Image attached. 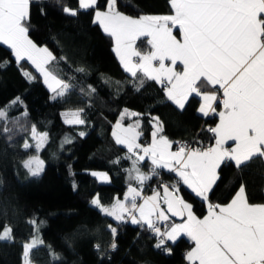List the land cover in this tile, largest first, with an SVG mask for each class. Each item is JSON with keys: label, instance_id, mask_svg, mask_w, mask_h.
I'll return each mask as SVG.
<instances>
[{"label": "trees", "instance_id": "1", "mask_svg": "<svg viewBox=\"0 0 264 264\" xmlns=\"http://www.w3.org/2000/svg\"><path fill=\"white\" fill-rule=\"evenodd\" d=\"M65 6L79 9L78 0H32L25 22L29 39L56 58L46 68L71 85L64 96L51 91L26 60L18 64L0 46V111L6 113L0 118V229L10 226L13 236L10 241H0V264H22L23 244L34 237L43 243L30 253L33 264H187L185 254L192 247L187 237L173 244L166 242L170 252L158 249L157 237L147 226L116 222L91 201L99 198L101 204L110 207L137 181V173L129 172L136 156L112 136L118 120L125 126L139 123L136 129L141 144L149 142L155 117L163 125L160 135L173 142L175 149L184 143L206 150V143H215L208 131L217 121L215 112L207 117L199 115L200 99L196 95L190 96L184 109L177 108L153 80H146L136 90L133 82L139 84V80L125 75L112 51L111 37L93 23L94 13L105 11L107 0H97L94 8L78 10L76 16L65 13ZM117 10L133 18L172 13L169 0H117ZM136 49L143 54L150 45L140 39ZM24 72L32 78L25 77ZM218 105L219 101L213 102L215 109ZM125 110L127 114L121 119ZM77 111L84 123L73 122ZM33 126L47 134L40 151L31 140ZM25 142L31 147L26 149ZM36 154L44 167L33 177L22 162ZM137 166L139 172L150 175L148 162H138ZM92 170L106 172L109 183H99L89 173ZM156 172L147 179L141 194L150 186H157L155 192H160L162 185L177 184L180 196L193 206L198 218L207 214L209 203H229L241 184L246 187L249 203H264L261 158L240 169L224 162L206 202L177 183L172 174ZM109 226L117 230L114 250ZM52 252L58 260L52 258Z\"/></svg>", "mask_w": 264, "mask_h": 264}, {"label": "snow or ice", "instance_id": "2", "mask_svg": "<svg viewBox=\"0 0 264 264\" xmlns=\"http://www.w3.org/2000/svg\"><path fill=\"white\" fill-rule=\"evenodd\" d=\"M78 3L79 9L65 6L63 11L76 16L78 10L94 8L97 0H78ZM169 3L171 15L133 18L117 10V0H107L106 10H97L93 23H98L113 39V51L124 70L139 80V84L133 82L137 91L146 80H154L162 86L167 100L179 109H184L185 102L195 94L202 99L198 110L205 116L209 111H216L214 101L222 103L224 110L219 112V123L208 129L214 134L215 146L205 150L183 144L177 151H169L171 143L168 139L162 135L157 139L163 125L155 117L153 141L148 147L141 149L136 143L140 135L135 131L138 122L123 128L118 120L112 135L117 144H125L128 153L136 156L129 172L137 173L135 178L140 184L151 175H157L156 169L167 168L175 172L179 181L197 197L208 201L209 192L218 178L216 170L222 162L232 161L240 169L257 158L264 161V0H169ZM29 4L30 0H0V43L11 49L18 64L25 58L30 61L44 75L45 83H49L51 77L56 87L53 88L51 83L49 87L57 96H64L71 85L57 79L45 67L56 58L47 48H38L28 38L25 22L29 17ZM174 28L179 29V38L173 34ZM139 37L149 38L147 43L151 47L147 53L142 54L133 47ZM132 57H139L138 62H133ZM166 60L172 66H166ZM153 61L158 62V67ZM179 65L182 70H175L173 66ZM140 72L143 77L138 76ZM23 75L32 78L28 72ZM209 86L213 89L218 86L223 98L216 91L202 90ZM125 114L127 110L121 114V119ZM73 115L77 117L73 122L84 123L79 119V111ZM5 116L6 113L0 111V118ZM32 131L34 139L39 137L36 143L39 151L47 134H38L35 126ZM227 141H233L234 146L223 147ZM24 147L27 149L31 145L25 142ZM136 149H141L143 155ZM146 157L151 159L150 175L140 173L137 166ZM22 163L30 176H39L43 170V161L38 156ZM92 175L108 180L103 173ZM162 187L167 212L186 217L181 224H173L164 231L158 222L167 221L169 217L161 208L158 192L144 198L136 188L129 187L125 201L131 207L120 200L106 207L99 198H93L91 204L117 221L123 220L127 213L133 224L147 225V230L157 237L155 247L167 252L171 249L166 246V241L174 242L180 234L187 235L195 243L185 257L189 264H264V203H249L245 185L241 184L229 203H209L203 219L198 218L193 206L179 195L177 184ZM137 197L144 202L138 205ZM109 227L113 236L110 247L114 250L117 230ZM12 239V228L4 225L0 229V241ZM42 243L34 237L23 244L22 264H31V251ZM95 247L100 250L99 244ZM51 255L54 260L59 259L54 252Z\"/></svg>", "mask_w": 264, "mask_h": 264}, {"label": "crops", "instance_id": "3", "mask_svg": "<svg viewBox=\"0 0 264 264\" xmlns=\"http://www.w3.org/2000/svg\"><path fill=\"white\" fill-rule=\"evenodd\" d=\"M32 0H30V2H31ZM107 8V7H106ZM171 14H173V12L171 13ZM171 14H166V15H171ZM153 16H157V15H153ZM160 16H163V15H160ZM94 17H95V13H94ZM139 18V17H138ZM96 24H98V23H96ZM99 25V24H98ZM100 26V25H99ZM173 34L174 35H176L177 36V38H179V29L178 28H174L173 29ZM29 38V37H28ZM112 39V38H111ZM140 39H146L147 41H148V37H139L137 40H136V42H135V44L133 45V47L136 49V43L138 42V40H140ZM32 41V40H31ZM34 43V42H33ZM112 43H113V45H112V51H113V48H114V46H115V44H114V41H113V39H112ZM35 44V43H34ZM36 45V44H35ZM0 46H1V48H2V50H3V52L5 53V54H7V55H9V54H11L12 56H13V54H12V52H11V49L10 48H8V46L7 45H4L3 43H0ZM38 47V46H37ZM151 47V46H150ZM38 48H43V47H38ZM137 50V49H136ZM138 51V50H137ZM50 52V51H49ZM113 53H114V56H115V58H116V60H117V62L120 64V66H121V68H122V70H123V72L125 73V75H127L128 77H132L131 76V74L129 73V72H126L125 70H124V67L121 65V63H120V59L117 57V55H116V53L113 51ZM147 53V52H146ZM24 60H26L31 66H32V68L42 77V79L44 80V83H45V77H44V75H42L41 74V72L39 71V70H37L36 69V67L30 62V61H28L26 58L24 59ZM132 60H133V62H138V60H139V57H132ZM165 64H166V66H172L171 65V62L170 61H168V60H166L165 61ZM153 65L154 66H157L158 67V62L157 61H153ZM45 67H47V65L45 66ZM174 68H175V70H177V71H180V70H182V65H179V66H173ZM141 74H143L142 72H140ZM154 81V80H153ZM156 82V81H155ZM49 83H51L52 84V87L53 88H55L56 87V85L52 82V80H51V77H49ZM49 83H45L46 84V86L52 91V89L49 87ZM165 83H166V81H165ZM158 84V83H157ZM159 86H161L160 84H158ZM210 88H212L211 86H209ZM213 89V88H212ZM217 89H219V87L218 86H216V88L214 89V90H217ZM203 91H207V92H212L213 90H203ZM193 95H195V94H193ZM193 95H191V96H193ZM198 97V96H197ZM190 98V97H189ZM199 99H200V104L202 103V99L200 98V97H198ZM223 98V92H222V96H221V99ZM186 103H187V101L185 102V105H186ZM177 107V106H176ZM199 107H200V105H199ZM178 108V107H177ZM199 109V108H198ZM224 109H223V105H222V103H220V101H219V105H218V107H217V109H216V111H215V113H214V116L216 117V123H215V126L219 123V112H221V111H223ZM198 113H199V115H201L202 117H207V116H205L203 113H201V112H199V110H198ZM210 114H212V112L211 111H209V115ZM115 125V124H114ZM122 125V124H121ZM214 126V127H215ZM122 127L123 128H128L129 126H125V125H122ZM113 130H114V128H112V133H113ZM155 130V129H154ZM135 131L136 132H138V130L137 129H135ZM139 133V132H138ZM153 133V132H152ZM113 136V135H112ZM159 136H160V133L158 134V136H157V139L159 138ZM114 138V137H113ZM140 138H141V135H139L137 138H136V143H138L140 146H141V149L142 148H144V147H148V146H150L151 144H152V141H153V136H152V134H151V136H150V139H149V142L148 143H146V144H141L140 143ZM114 140H115V138H114ZM170 143H171V147H170V149H169V151H172V152H175V151H177V149H175L174 148V144H173V142H171L170 140H168ZM115 142H116V140H115ZM118 145H120V146H122V147H124V148H126L127 149V146L125 145V144H118ZM215 146V143L212 145V147H214ZM234 146V142L233 141H227L226 143H225V145L223 146V147H225V148H231V147H233ZM141 149H136V152L139 154V155H143V152L141 151ZM148 162V165L152 168V164H151V159L149 158V157H146L145 158V160L144 161H139L140 163L141 162ZM224 162H227V161H224ZM224 162H222L221 164H220V166L224 163ZM233 165H235L234 164V162H232V161H230ZM220 168V167H219ZM219 168L216 170L217 171V177H218V170H219ZM156 170H158V171H162V172H165V173H167V174H172L173 175V177H174V179H175V181L176 182H178L179 181V177H177L176 176V174H175V172H172V171H169L167 168H159V169H156ZM140 173H143V174H145V175H147L146 173H145V171H142V172H140ZM218 179V178H217ZM146 181L147 180H145L144 182H143V184H140L138 181H136L135 183H133L132 185H130L129 187H133V188H136L140 193H141V189L143 188V186L145 185V183H146ZM217 181V180H216ZM179 184L180 185H182V186H184L192 195H194L196 198H198V199H200V200H202L201 198H199V197H197L196 195H195V193L194 192H192V190L190 189V188H188V186L187 185H184L183 184V182L182 181H179ZM214 186V185H213ZM129 187L126 189V191H125V193H124V195H123V198H122V200H120L121 202H123V203H126V204H128V206L129 207H131V205H130V203L128 202V201H125V194L128 192V189H129ZM239 190V189H238ZM159 194H160V197H161V199L159 200V203H160V205H161V208L165 211V208H164V203H163V198H162V196H161V193L160 192H158ZM154 194V192H152L151 194H149L147 197H149V196H152ZM180 195V194H179ZM140 199V197H137V202L138 201H140L139 200ZM129 200H130V197H129ZM203 201V200H202ZM144 202V200H141L140 202H138L139 204H142ZM186 202V201H185ZM204 202H206V201H204ZM187 203V202H186ZM138 204V205H139ZM165 213H166V211H165ZM166 215L168 216V214L166 213ZM207 215V214H206ZM111 217V216H110ZM169 217V216H168ZM204 217V216H203ZM203 217L202 218H200V219H203ZM113 220H115L116 222H125V223H131V224H133L132 222H131V217H129L128 216V214L127 213H125L124 214V219L123 220H120V221H117L114 217H111ZM137 218H139V213L137 212ZM153 219H155V217L153 218ZM184 219H186V217H184ZM184 221V220H183ZM183 221H180V222H176V221H174V220H172V219H168L167 221H163V222H158L159 223V226L161 227L162 226V228H163V231L165 230V229H170L171 228V226L173 225V224H181ZM133 225H141V224H133ZM145 226H147V225H145ZM181 237H187L188 239H190L187 235H184V234H180L177 238H176V240L173 242V241H167L168 243H170V244H173V243H175L179 238H181ZM192 242V247H191V249L193 248V247H195V243L193 242V241H191ZM191 249H189L187 252H189ZM187 252H186V254H187ZM186 254H185V257H186ZM185 260H186V258H185ZM186 263L187 264H189V261H187L186 260ZM197 264H198V262H197Z\"/></svg>", "mask_w": 264, "mask_h": 264}, {"label": "rangeland", "instance_id": "4", "mask_svg": "<svg viewBox=\"0 0 264 264\" xmlns=\"http://www.w3.org/2000/svg\"><path fill=\"white\" fill-rule=\"evenodd\" d=\"M36 132H37L38 134L41 133V132H38V131H36ZM38 139H39L38 136H37L36 139L33 138V132H32V134H31V140H32V143L35 145V147H36V143H37V140H38ZM46 141H47V137H46L45 142H46ZM45 142L43 143V146H44ZM28 144H29V143H28ZM29 145H30V144H29ZM43 146L39 149V151L43 148ZM36 156L39 157L38 154L33 155V156H31V157H36ZM31 157H29V158H31ZM29 158H28V159H29ZM28 159H27V160H28ZM39 159L42 160L40 157H39ZM43 167H44V162H43V165H42V169H43ZM42 171H43V170H42ZM42 171H41V173H42ZM94 172H95V173H103V174H106L107 177H108V180H107V181H104V180L98 178L97 176H93L92 173H94ZM41 173H40V174H41ZM89 173L91 174V176L95 177L96 180H97L99 183H101V184H106V183H109V181H110L109 175H108L106 172H104V171L92 170V171H90ZM38 241H39V240H38ZM31 264H33V263H31Z\"/></svg>", "mask_w": 264, "mask_h": 264}, {"label": "built area", "instance_id": "5", "mask_svg": "<svg viewBox=\"0 0 264 264\" xmlns=\"http://www.w3.org/2000/svg\"><path fill=\"white\" fill-rule=\"evenodd\" d=\"M216 93H217V95L221 98V96H222V90L219 89L218 92H216ZM218 101H219V100L214 101V104H216ZM213 107H214V106H213ZM209 132H210V131H209ZM210 133H211V139L214 140V134H213L212 132H210ZM183 144H184V143H179L178 146H177V149H178L181 145H183ZM190 147H191V146H190ZM209 147H212V145L209 144V143H206V149L209 148ZM158 190H159V188H158L157 186H153V187L150 186V187L148 188V191H147V192L141 194V197L146 198L148 192H150V191H154V192H155V191H158ZM141 197H140V199H139L140 201L143 200ZM140 201H138V202H140ZM138 202H137V204H139ZM128 216H129V215H128ZM129 217H130V216H129ZM148 231H149V230H148ZM149 232L152 233L151 231H149ZM152 234H154V233H152ZM166 242H167V241H166Z\"/></svg>", "mask_w": 264, "mask_h": 264}, {"label": "water", "instance_id": "6", "mask_svg": "<svg viewBox=\"0 0 264 264\" xmlns=\"http://www.w3.org/2000/svg\"><path fill=\"white\" fill-rule=\"evenodd\" d=\"M160 193H161V196L163 198V187L161 186L160 188ZM164 208H165V211L166 213L168 214L169 218L176 221V222H180V221H183L184 220V217H177V216H172L171 213L167 212V206L164 205Z\"/></svg>", "mask_w": 264, "mask_h": 264}]
</instances>
